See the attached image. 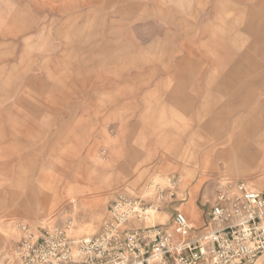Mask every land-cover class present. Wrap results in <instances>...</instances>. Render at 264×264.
Masks as SVG:
<instances>
[{
  "label": "rangeland",
  "instance_id": "374dc122",
  "mask_svg": "<svg viewBox=\"0 0 264 264\" xmlns=\"http://www.w3.org/2000/svg\"><path fill=\"white\" fill-rule=\"evenodd\" d=\"M259 115L264 0H0V264L21 222L81 238L127 195L199 227L217 178L264 190Z\"/></svg>",
  "mask_w": 264,
  "mask_h": 264
},
{
  "label": "built area",
  "instance_id": "2783aa9c",
  "mask_svg": "<svg viewBox=\"0 0 264 264\" xmlns=\"http://www.w3.org/2000/svg\"><path fill=\"white\" fill-rule=\"evenodd\" d=\"M158 196L176 192L159 185ZM201 204L199 227L179 206L168 223H148L160 203L127 195L111 204L99 231L81 238L70 234V222L40 228L21 222L16 258L18 264H264V190L222 176Z\"/></svg>",
  "mask_w": 264,
  "mask_h": 264
},
{
  "label": "crops",
  "instance_id": "0c3cea01",
  "mask_svg": "<svg viewBox=\"0 0 264 264\" xmlns=\"http://www.w3.org/2000/svg\"><path fill=\"white\" fill-rule=\"evenodd\" d=\"M262 118H264V116H263V115H259L258 119H259L260 122H261ZM204 129H205V130L212 131V130L207 129V128H204ZM255 146L261 148V147H263L264 145H263L262 143H260V144H256ZM253 148H254V147H253ZM253 148H252V149H253ZM252 149H251V150L249 149L248 152L243 153V155H242V157H241V162H243V163H245V164H247V165H250V164L253 163V161H254L255 158L257 157V152H256V151L253 152ZM259 189H260V188H259ZM44 202H45L46 204L48 203V197H47L46 195H45Z\"/></svg>",
  "mask_w": 264,
  "mask_h": 264
}]
</instances>
